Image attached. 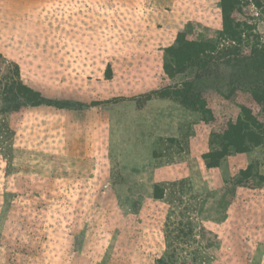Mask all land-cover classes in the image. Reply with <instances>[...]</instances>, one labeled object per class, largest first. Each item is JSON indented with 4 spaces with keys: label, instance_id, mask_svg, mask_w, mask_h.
<instances>
[{
    "label": "rangeland",
    "instance_id": "374dc122",
    "mask_svg": "<svg viewBox=\"0 0 264 264\" xmlns=\"http://www.w3.org/2000/svg\"><path fill=\"white\" fill-rule=\"evenodd\" d=\"M222 4L0 0V264H264V139L220 154L242 105L264 123V0L235 40ZM181 32L215 51L178 63Z\"/></svg>",
    "mask_w": 264,
    "mask_h": 264
},
{
    "label": "trees",
    "instance_id": "16d2710c",
    "mask_svg": "<svg viewBox=\"0 0 264 264\" xmlns=\"http://www.w3.org/2000/svg\"><path fill=\"white\" fill-rule=\"evenodd\" d=\"M244 0H222V6H223V15H224V22H223V29L221 36H223L224 40H235V37L239 35L241 31H243V27L241 30L242 23L234 22V19L232 18L234 11L236 10V7ZM245 26L246 24L243 23ZM243 25V26H244ZM238 39V38H237ZM178 46L172 47L169 51H171L172 57H175L178 63L185 64L189 60L190 63L196 65H201V62H205L201 56L204 55L207 56L208 50H210V47L212 48L210 51L214 52L216 49V46L212 43L207 42H199V41H190L186 39V36L183 35L181 32L178 36ZM258 42L256 43V45ZM261 50H264L261 49ZM261 51L258 50V48L255 47L251 53V57H248L246 60L247 63H251L253 61L256 62V66L254 68L256 71L264 70V56L260 54ZM187 62L185 65L190 64ZM172 63H166L165 69L168 73H174L173 68L171 65ZM184 65V66H185ZM191 65V64H190ZM232 65V64H230ZM183 66V67H184ZM170 67V68H169ZM249 70V67L247 68ZM182 70H178V72H181ZM238 78H235L237 80ZM253 86V91H249L252 95V98L256 103L264 104V85L257 86L256 83H250ZM25 90H29L30 93H27L22 90V84L20 85V92L16 94L17 97L24 98L27 101H33V102H48L45 98H43L38 92L33 91L32 89H29L26 86H23ZM247 92V90H245ZM169 95V94H168ZM173 96L175 99L178 97L180 98L181 103L184 106L189 107L190 109H204L206 112L210 113L209 120L213 119V115L211 110L206 108L207 104L204 102V100L199 97L196 93L193 92L192 87L190 86V83H184L182 88H179L176 90L175 93H171L169 96ZM23 100V99H22ZM64 106H68L67 104ZM244 112L245 114H242L238 117L236 121L233 122L234 127L230 128V134L228 137H226V142L222 144V151L221 157L225 155H229L232 150L236 152H243L247 151L252 145H259L263 142L264 139V123L260 122L256 116H254V113L247 105L241 106V112ZM204 113V111L202 110ZM215 153H207L205 154V157L209 159L211 156H213ZM219 162L218 160L216 162L208 161L209 166H215Z\"/></svg>",
    "mask_w": 264,
    "mask_h": 264
}]
</instances>
